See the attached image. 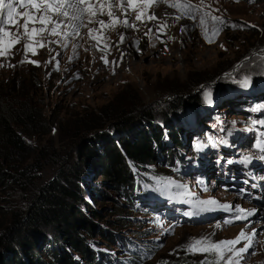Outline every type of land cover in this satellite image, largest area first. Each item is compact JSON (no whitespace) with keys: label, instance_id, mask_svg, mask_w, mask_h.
Masks as SVG:
<instances>
[{"label":"rangeland","instance_id":"obj_1","mask_svg":"<svg viewBox=\"0 0 264 264\" xmlns=\"http://www.w3.org/2000/svg\"><path fill=\"white\" fill-rule=\"evenodd\" d=\"M185 2L196 10L187 9L186 14L170 6ZM16 7L20 13L33 11ZM112 10L136 27L117 24L110 28L98 22L64 20L59 35L45 32L29 40L23 36L24 18L15 16L18 23L6 30L21 34V38L6 56H0V88L7 91L3 84L19 83V91L29 93L47 116L64 122L114 103L128 113L151 114L136 120L133 130L146 129L151 136H163L161 144L157 143L158 160L134 170V206L100 174L101 167L94 158L87 161L81 183L85 203L79 208L93 234L81 230V237L97 254L98 264H179L185 256L195 262L227 264L229 257L235 259L234 253L225 252L221 261L214 252L189 251L188 247L197 240L219 243L254 231L253 247L240 264H264V212L242 198V190L240 195L231 187L238 184L239 177L226 168L235 163L238 154L233 146L224 149L230 141L245 145L249 138H264V128L260 127L264 120V0H204L203 4L200 0H168L147 9L158 19L143 23L135 20L136 13L127 3L121 10L113 0ZM0 16L6 17V10ZM213 17H220L224 23ZM95 20L111 24L107 15L98 13ZM161 24L165 26L159 27ZM216 28L220 31L213 36ZM92 29L102 35L95 40L88 37ZM29 42L36 54L25 49ZM41 42L44 47L39 46ZM256 121L260 129L247 134ZM65 123L45 138L28 143L33 149L47 145L68 148L66 135L73 129L71 123ZM115 123L107 121L96 133L102 135L99 142L106 137L118 138ZM65 131L71 132L64 135ZM84 136H88L86 132ZM162 147L171 148L172 154H165ZM224 154L226 158H222ZM184 162L187 168H180ZM56 173L55 168L45 166L42 183L52 180ZM198 173L202 174L196 180ZM247 180L248 176L241 186ZM163 186L170 193L189 197L199 208V216L188 219L183 207H167ZM36 196V192L30 197L17 190L0 192V225L6 226L11 210L21 209L27 218ZM210 201L216 203H206ZM157 208L165 211V216ZM222 210L227 213L219 216ZM247 212L254 217L238 218ZM7 234L9 230L4 232ZM246 243L241 240L234 247ZM2 247L0 244V254L6 255ZM71 254L85 264L81 254ZM42 257L45 263L51 260L45 252Z\"/></svg>","mask_w":264,"mask_h":264},{"label":"trees","instance_id":"obj_2","mask_svg":"<svg viewBox=\"0 0 264 264\" xmlns=\"http://www.w3.org/2000/svg\"><path fill=\"white\" fill-rule=\"evenodd\" d=\"M3 85L9 90L0 88V192L17 190L29 197L36 192L37 196L30 203L27 218L23 210H11L12 217L6 226L0 225V244L7 252L0 254V264H77L80 261L72 256L74 252L81 254L85 264H98L97 254L90 251L79 233L85 230L86 234H93V227L79 208L85 203L81 183L86 177L87 161L94 158L101 167L100 174L134 206L137 204L132 196L137 179L134 170L140 171L158 160L157 143L161 144L163 136H151L146 129L133 130L135 121L140 117L149 118V113H128L122 105L110 103L98 111L80 113L61 122L47 116L29 93L19 91V83L13 81ZM110 120L116 122L118 138L106 137L99 142L102 135L96 133ZM65 122L69 126L71 123L73 129L70 135L66 134L71 131L64 133L69 141L65 145L68 148L47 145L33 149L28 143L34 138H45L56 126L64 127ZM247 132L253 131L247 129ZM162 149L165 154H172L171 148ZM184 164L187 163H182L180 168H187ZM45 166L55 168L57 173L52 180L42 183ZM163 187L162 193H166L163 200L172 202L175 193ZM157 210L163 215V211ZM3 229L10 234L5 236ZM43 252L50 262L43 261ZM204 262H195L185 256L179 264Z\"/></svg>","mask_w":264,"mask_h":264},{"label":"snow or ice","instance_id":"obj_3","mask_svg":"<svg viewBox=\"0 0 264 264\" xmlns=\"http://www.w3.org/2000/svg\"><path fill=\"white\" fill-rule=\"evenodd\" d=\"M204 0H200V3L203 4ZM239 2V0H236ZM114 3L123 10V6L127 3L132 12H135V20L144 22L147 20H156L158 19L155 14H149L147 9L156 5L158 3H168V0H114ZM20 5L24 8H30L33 11H25L20 13L17 10L16 5ZM173 8H180L182 11L187 9L196 10V6L191 3H172L170 4ZM113 0H0V13H5L6 17L0 16V56H6L9 49L15 44L19 43L21 34L13 33L9 30H6L8 26L18 23L14 19L15 16H22L25 20L23 25V36L29 40L33 39L37 35H43L45 32H50L52 36H57L60 34L63 29L64 20H74V21H87V23L98 22L100 25L105 27L114 28L117 24H122L124 27L135 28L134 23H130L127 19L121 20L112 10ZM107 9V10H106ZM107 15L111 24H108L104 20L96 21L95 17L97 14ZM125 15L128 13L125 12ZM187 14V12H186ZM55 17V19H54ZM180 17H176L179 19ZM213 20L224 23L220 17H213ZM39 24L41 27H29V25ZM52 25L51 28L48 26ZM70 27H75V25H69ZM87 26L86 24L84 25ZM165 25L161 24L159 27H164ZM255 27V25H253ZM151 31V29H149ZM220 29L216 28L213 30L212 35L215 36L219 33ZM96 29H92L89 32V35L96 33ZM11 37L12 39H5ZM94 39H97V36H93ZM124 37L121 36L120 40L123 41ZM211 43V38H209ZM40 47H44V44L39 43ZM25 49L35 53V49L32 43H26ZM104 62L107 64L108 60L103 58ZM25 61H22V63ZM36 63L35 61H29ZM115 63V62H113ZM206 203L215 204V201H210ZM252 215V212H247L243 217H238L239 219L246 218V216ZM220 227V225H217ZM256 233L253 231L251 235H247L244 232H241L239 237L234 240L221 241L219 243H210L207 240L201 241L197 240L193 244L189 245V251H199L202 253L214 252L219 255L221 261L225 259V252L234 253V257H229L227 259V264H240V260L244 258V254L248 253L249 249L253 247V242L255 239ZM241 240H245L247 243L244 247L236 249L234 246L240 243ZM204 264H209L208 261H205ZM214 264V262H213Z\"/></svg>","mask_w":264,"mask_h":264},{"label":"bare ground","instance_id":"obj_4","mask_svg":"<svg viewBox=\"0 0 264 264\" xmlns=\"http://www.w3.org/2000/svg\"><path fill=\"white\" fill-rule=\"evenodd\" d=\"M180 19V18H179ZM22 22V21H21ZM98 31V30H97ZM99 33H101V34H99ZM102 35V32L101 31H99V32H96V33H94L93 35H88V37H90V38H92V39H94L93 38V36H97V37H100ZM95 40V39H94ZM122 57V56H121ZM123 60V59H122Z\"/></svg>","mask_w":264,"mask_h":264}]
</instances>
